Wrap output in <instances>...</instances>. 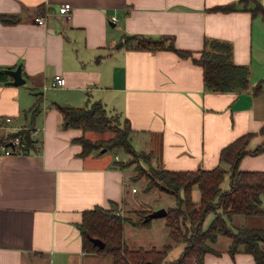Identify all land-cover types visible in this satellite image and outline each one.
<instances>
[{"label":"crops","instance_id":"crops-1","mask_svg":"<svg viewBox=\"0 0 264 264\" xmlns=\"http://www.w3.org/2000/svg\"><path fill=\"white\" fill-rule=\"evenodd\" d=\"M64 2L72 5L68 19L58 12ZM231 2L238 0H0V14L16 19L0 20V116H12L15 128L39 129L40 143L38 150L32 144L24 153L0 154V264H111L110 256L83 249V211L123 209L127 203L153 209L127 186L129 169L115 165V153L80 154L73 139L82 130L61 127L56 104L100 100L108 113L128 121L136 150L158 147L165 169H211L221 148L247 132L253 133L250 149L264 141V80L258 93L211 91L190 56L117 46L125 34L168 36L166 44L199 57L205 38L227 40L233 61L248 66L256 85L264 78V21L241 3L230 11L209 9ZM38 14L45 25L35 22ZM17 65L25 78L20 85L5 72ZM55 73L65 77L64 85L52 86ZM239 168L264 170V151L244 155ZM192 197L200 198L197 186ZM245 220L234 214L228 222L236 229L247 226ZM127 230L134 235L130 240ZM169 237L163 217L123 228L131 248L158 247ZM220 242L225 244L218 247ZM230 242L218 235L202 264H255L248 252L231 254Z\"/></svg>","mask_w":264,"mask_h":264},{"label":"trees","instance_id":"trees-1","mask_svg":"<svg viewBox=\"0 0 264 264\" xmlns=\"http://www.w3.org/2000/svg\"><path fill=\"white\" fill-rule=\"evenodd\" d=\"M251 0H238L223 5H216L210 10L230 11L241 3L242 8L253 14H261L264 21V5L260 0H252L254 7L249 6ZM0 20L14 22L13 15L0 14ZM168 36L153 38L150 36L125 34L117 43L118 47L126 46L138 49H172L180 56L191 57L202 68L205 86L211 91H261V79L256 85H251L249 69L245 64L235 63L232 59V45L229 41L219 38H205L199 57L192 52L178 49L172 44H166ZM171 42V41H169ZM3 69H0V79H3ZM35 107H37L35 105ZM33 106V111L35 110ZM62 115L61 127L80 128L81 135L73 140L81 145V155L99 152L100 143L91 142L85 135L87 131H109L113 135L107 139V149L120 148L127 153L141 152L136 150L131 142V127L126 119L120 124L118 118L107 114L100 100L88 101L84 106L56 104ZM264 133V126L261 128ZM29 145L31 139L28 131L21 130ZM251 132L244 133L221 148L219 163L211 169L196 168L191 170H172L151 168L146 173L147 182L143 193H166L174 200L173 205H167L163 216L169 228V236L173 242H183V249L173 261L165 260V255L171 243L163 248L158 247H128L123 238L125 223L135 227L149 225L152 218H147L149 210L135 209V217H125L115 208L109 209L95 206L83 211L79 229L83 239V249L98 254L108 255L111 264H202L203 256L213 251L211 243L218 235L230 237L229 252L244 251L252 254L255 264H264V225L262 227L240 226L233 229L228 220L234 214L261 216L264 220V170H246L239 168L240 159L244 155H255L264 151V141L250 149L247 145ZM103 142V141H101ZM103 147V146H102ZM106 149V150H107ZM144 157V153H141ZM119 168H125L122 160L114 161ZM228 175L227 188H222V182ZM197 186L200 198L194 201L192 189ZM137 190V189H136ZM135 190V191H136ZM213 213L211 221L204 226L206 217ZM91 237L102 239L105 244L99 247L90 240Z\"/></svg>","mask_w":264,"mask_h":264},{"label":"rangeland","instance_id":"rangeland-1","mask_svg":"<svg viewBox=\"0 0 264 264\" xmlns=\"http://www.w3.org/2000/svg\"><path fill=\"white\" fill-rule=\"evenodd\" d=\"M249 2L250 3L248 5L254 7V2L252 0ZM262 25H263L262 27H264V22H262ZM260 76H262V75H260ZM107 114L112 118H118L120 124H122V122L124 123V120L119 116V114L108 113V112H107ZM28 119H30V116H28ZM85 135L90 138L91 142L98 143V144L100 143L101 147H99V149L103 148V147H105L107 149V147H106L107 145L105 144V142L107 141V139H109L113 135V133L109 132V131H103V132L87 131L85 133ZM156 140H155V143L157 142ZM101 141H103V142H101ZM107 153L110 155L115 153V155H117V157H118V158H116L117 160H122L123 162H125L126 167L129 169L128 175L126 176V179H125L127 182V186L130 187L132 185L133 187H135L137 189V192L135 194L137 197L143 196L145 198V201L147 203H149L150 205H152L153 209H157V208H160L162 206L167 207V205H173L174 204L173 198L171 196L167 195L166 193H161L159 195V193H156V192H149V193L144 194L142 191L144 185L147 182L146 173H149L151 168H161L162 167L157 160L159 153H158V147L156 148V145H155L153 151L151 150L148 152H145V151L139 152L138 151L135 153H127V152H124L120 148H110V149H107ZM141 153H144V157H143V155H141ZM228 182H229V178H228V175H226L222 184H221L222 188H227ZM131 195H133V194H131ZM128 197H130V195L126 196L127 202H128ZM155 206H159V207H155ZM135 209H143V210H149V211L151 210V209L145 207V205L132 206V205H128V203H127V206L125 205L123 207V209L118 208L117 211L125 217H135ZM241 216H242V214H241ZM245 218L247 220H245L244 224H248L247 227H249V226L262 227L264 225V220L261 216H246L245 215ZM152 219H154V218H152ZM157 219H158V217H157ZM161 219L158 221H163ZM234 226H236V225H233L231 227L235 228ZM127 229H132V228H127ZM133 231H135V230H133ZM126 235L129 238V240L131 239V237L134 236V235H131L128 230L126 232ZM141 238L146 239L147 237L142 236ZM124 240H125V238H124ZM125 242H128L127 238H126ZM163 243H164L163 245H161L162 243H159L158 248H163L164 245L167 243L172 244L171 247H169V249L167 250V253L165 255V260H167V261L177 258L179 256V254L181 253V250L183 249V242H173V241H171L170 237L166 238L163 241ZM224 244L225 243L220 242L216 245L218 247L219 246L221 247ZM127 246H128V244H127Z\"/></svg>","mask_w":264,"mask_h":264},{"label":"built area","instance_id":"built-area-1","mask_svg":"<svg viewBox=\"0 0 264 264\" xmlns=\"http://www.w3.org/2000/svg\"><path fill=\"white\" fill-rule=\"evenodd\" d=\"M72 5L69 2H64L58 7V12L65 19L70 18L71 16ZM111 19L116 20V17L113 15ZM34 20L39 25H45V17L41 14H38L34 17ZM52 86H61L65 84V77L61 73H55L51 80ZM13 117L10 115L0 116V154L2 155H11L17 153L27 152L31 147L28 140L24 134L17 133L21 130L28 131V134L31 139L35 140L33 142L34 149L38 150L40 148V143L38 134L39 129L31 126L15 128L13 125ZM115 158H118L115 155ZM132 191H135L136 188L132 187Z\"/></svg>","mask_w":264,"mask_h":264},{"label":"water","instance_id":"water-1","mask_svg":"<svg viewBox=\"0 0 264 264\" xmlns=\"http://www.w3.org/2000/svg\"><path fill=\"white\" fill-rule=\"evenodd\" d=\"M5 72L9 74L11 77L10 83L14 85H20L24 83L25 78L23 77L22 72H21V65H17L14 69H6ZM105 151H106L105 147L100 149V152H105ZM166 212H167V209L165 206H162L157 209H151L147 215V218L163 217L166 214ZM90 240L93 242V244L99 247H103L105 244V242L98 237L90 236Z\"/></svg>","mask_w":264,"mask_h":264}]
</instances>
